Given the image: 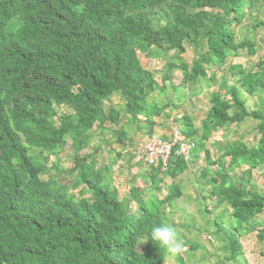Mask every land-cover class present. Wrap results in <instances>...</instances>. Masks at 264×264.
Wrapping results in <instances>:
<instances>
[{"label":"trees","instance_id":"obj_1","mask_svg":"<svg viewBox=\"0 0 264 264\" xmlns=\"http://www.w3.org/2000/svg\"><path fill=\"white\" fill-rule=\"evenodd\" d=\"M256 6L264 10V0H0V264H165L173 253L151 233L166 223L162 206L178 200L181 187L172 183L163 199L144 198L143 190L131 187L122 200L111 165L99 166L98 149L83 151L94 127L106 123L126 120L117 132L124 144L134 126L152 136L154 118L168 104L149 98L165 95L175 71L183 86L215 83L214 70L231 56L255 55V44L237 41L236 29L246 9ZM186 45L194 50L191 64L182 58ZM138 53L163 58L161 84ZM259 67H229L235 83L224 80L210 94L200 127L188 115L177 121V131L196 144L194 154H205L200 178L210 196L236 222L215 225L227 243L225 260L234 264H247L239 239L251 233L264 254V226L256 221L264 213V194L250 182L252 172L264 167V111L250 110L243 97L264 98V65ZM113 95L122 98L123 109L106 112ZM248 120L257 122L256 146L217 144L219 156L212 159L206 143L213 133ZM68 142L73 167L67 173L77 175L80 197L56 176L65 172L60 154ZM189 160L174 154L166 169L150 167L148 188L160 191L159 174L175 180ZM242 167L246 182L235 176ZM131 202L141 210L136 218Z\"/></svg>","mask_w":264,"mask_h":264},{"label":"rangeland","instance_id":"obj_2","mask_svg":"<svg viewBox=\"0 0 264 264\" xmlns=\"http://www.w3.org/2000/svg\"><path fill=\"white\" fill-rule=\"evenodd\" d=\"M258 22H264V10L262 7L256 6L246 9V17L241 26L236 29L237 41H250L255 44L256 53L253 56L243 51L238 56H231L226 63V66L220 70H214L217 80L215 83L208 81H200L196 85L183 86L181 84L182 74L175 71L172 74L170 82L166 83V93L161 95L159 92L154 93L149 98V102L157 101L168 107L163 114L154 118L153 135L171 141L174 132L181 130V125L177 122L184 115H188L193 120L195 127H200L201 122L205 119L210 108L209 96L211 93L219 90L222 81H227L229 85L235 83V79L231 78L229 67L232 65H240L245 70H258L264 65V26L257 27ZM171 53L170 55H172ZM194 50L190 45H186V52L182 55L183 60L188 64L194 59ZM138 57L142 66L155 75L159 84L162 83V76L165 68V61L161 57H152L150 55L138 53ZM247 100V105L250 110L260 109L264 111V98L259 96L249 97L243 94ZM110 108H115L117 111L123 109L122 98L118 95H113L109 101L104 104V109L107 112ZM126 120H122L119 126H114L111 123H106L102 128L95 126L93 129V138L90 148L83 153H90L98 149L100 162L99 166L111 165V175L114 186L118 190V195L122 200L127 199V195L131 187H138L144 191L143 197L149 198L152 195L163 199L168 193L169 186L172 183L178 184L182 190V196L172 202L162 206V213L167 224H173L184 241V250L178 253V257L183 260V264H234L227 262L225 259L228 256L224 247L227 244L222 233L217 231L215 226L217 223L223 227H229L235 224V220L230 217V210L224 206H217L215 199L210 196V186L205 184V179L200 178V172L207 166L204 153H198L190 156L188 169L178 176L175 180L159 174L161 179L160 191L153 192L148 186L149 176L152 168L148 167L144 162L138 159H131L127 151L138 146V144L149 136L148 129L139 131L135 126L132 130H127L128 139L125 144L119 141L117 132L125 125ZM126 126V125H125ZM260 135L257 130V122L248 120L245 123L238 125H230L213 133L210 140L206 143V149L209 150L212 159H217L219 156L217 144L227 142L243 141L249 146H256ZM123 143V145H122ZM126 149L123 152V157H118L117 153L121 148ZM73 149L71 143L68 142L66 148L60 154V166L65 170L64 173L56 175L63 184L69 186L71 193L80 197L82 185H79L77 175L67 173L73 167ZM53 161L54 158H51ZM104 164V165H103ZM212 171L215 167L211 168ZM247 167H242L236 171L238 179L245 178L244 171ZM52 172L51 175H55ZM47 179L46 177H44ZM245 178L244 181L246 182ZM251 184L264 194V167L256 169L252 172L250 178ZM79 183V184H78ZM75 187V185H77ZM85 196V195H84ZM88 197V195H86ZM131 212L136 218L141 213L139 206L131 202ZM256 221L264 223V213L256 218ZM258 226L261 228L263 225ZM210 236L208 240L206 237ZM242 246L241 261L247 264H264V254L262 245L256 238V232L240 237ZM192 247V248H190ZM165 264H179L175 254L166 258Z\"/></svg>","mask_w":264,"mask_h":264},{"label":"built area","instance_id":"obj_3","mask_svg":"<svg viewBox=\"0 0 264 264\" xmlns=\"http://www.w3.org/2000/svg\"><path fill=\"white\" fill-rule=\"evenodd\" d=\"M195 147L196 144L193 141L187 140L181 133L175 131L170 142L163 141L155 136L146 137L130 153L128 151L127 153L133 154L149 167L166 169L174 154L187 160ZM207 239L209 240L210 238Z\"/></svg>","mask_w":264,"mask_h":264},{"label":"clouds","instance_id":"obj_4","mask_svg":"<svg viewBox=\"0 0 264 264\" xmlns=\"http://www.w3.org/2000/svg\"><path fill=\"white\" fill-rule=\"evenodd\" d=\"M167 142H170V141H167ZM135 159L137 158L135 157ZM151 236H152V240H154L155 242H158L159 246H163L170 253L177 254L184 250V247H185L184 241L179 236L173 224H167V223L161 224L159 227H156L153 229Z\"/></svg>","mask_w":264,"mask_h":264}]
</instances>
